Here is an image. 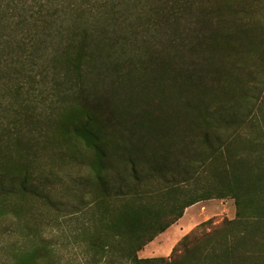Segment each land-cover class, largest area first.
Wrapping results in <instances>:
<instances>
[{
	"label": "trees",
	"instance_id": "trees-1",
	"mask_svg": "<svg viewBox=\"0 0 264 264\" xmlns=\"http://www.w3.org/2000/svg\"><path fill=\"white\" fill-rule=\"evenodd\" d=\"M64 165L93 264H264V0H0V207ZM215 198L235 216L140 256Z\"/></svg>",
	"mask_w": 264,
	"mask_h": 264
},
{
	"label": "rangeland",
	"instance_id": "rangeland-1",
	"mask_svg": "<svg viewBox=\"0 0 264 264\" xmlns=\"http://www.w3.org/2000/svg\"><path fill=\"white\" fill-rule=\"evenodd\" d=\"M45 162H50L48 155ZM49 166V164H47ZM63 179L50 195L51 201L12 198L7 207H0V264H11L14 249L49 243L55 246L56 264H93L85 245L75 236L85 224L84 204L68 191L71 176L80 174L76 165L54 167ZM232 198L210 199L188 207L184 215L163 233L149 242L140 252L141 257L169 255L176 243L197 224L206 220L218 223L235 216ZM32 244V245H31Z\"/></svg>",
	"mask_w": 264,
	"mask_h": 264
},
{
	"label": "crops",
	"instance_id": "crops-1",
	"mask_svg": "<svg viewBox=\"0 0 264 264\" xmlns=\"http://www.w3.org/2000/svg\"><path fill=\"white\" fill-rule=\"evenodd\" d=\"M141 252V251H140Z\"/></svg>",
	"mask_w": 264,
	"mask_h": 264
}]
</instances>
